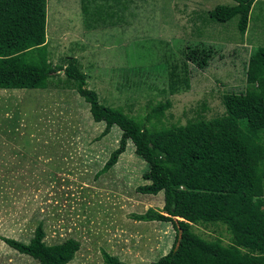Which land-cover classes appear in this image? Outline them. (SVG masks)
I'll list each match as a JSON object with an SVG mask.
<instances>
[{
	"label": "rangeland",
	"instance_id": "rangeland-1",
	"mask_svg": "<svg viewBox=\"0 0 264 264\" xmlns=\"http://www.w3.org/2000/svg\"><path fill=\"white\" fill-rule=\"evenodd\" d=\"M237 1L47 0L45 41L56 69L54 82L66 83L62 71L75 60L101 104L122 109L149 129L221 117L226 96L253 86L246 74L249 56L264 47V0L252 5L244 35L237 30V17L225 23L208 17L216 6ZM199 44L214 52L205 69L185 57L189 46ZM56 89L0 92V121L11 113L22 116L10 174L0 145V175H6L0 177V238L27 244L41 225L47 245L68 239L79 243L69 264H103V252L129 264L157 261L169 252L176 233L170 222L132 218L164 206L162 192L137 191L148 184L142 178L146 164L128 142L117 163L100 174L118 147L119 129L101 136L104 124L92 120L77 92ZM168 101L158 119L153 109ZM26 133L32 149L22 144ZM192 231L207 241L230 244L221 223L195 224ZM0 264L38 263L0 239Z\"/></svg>",
	"mask_w": 264,
	"mask_h": 264
},
{
	"label": "trees",
	"instance_id": "trees-1",
	"mask_svg": "<svg viewBox=\"0 0 264 264\" xmlns=\"http://www.w3.org/2000/svg\"><path fill=\"white\" fill-rule=\"evenodd\" d=\"M255 1L218 5L208 17L217 23L237 17V30L244 35ZM46 8L47 0H0V89L60 86L75 90L89 106L92 120L104 124L101 136L113 127L120 131L118 147L100 174L117 163L128 142L133 144L135 155L146 164L142 178L148 182L137 191L152 196L162 192L164 206L161 211L150 208L132 218L138 222H170L176 233L169 252L151 264H264V47L249 56L246 74L253 86L225 97V115L149 129L122 109L101 104L97 93L87 87L75 60L62 71L66 83L54 82L56 69L45 41ZM185 57L205 69L214 52L199 44L189 46ZM169 89L175 91L173 84ZM169 105V101L160 104L152 113L160 119ZM149 118L150 114L146 122ZM16 121L19 119L12 122ZM209 223L226 226L229 245L207 241L192 231V225ZM44 237L38 225L27 244L0 239L38 264H69L74 259L79 249L77 241L47 245ZM103 264L129 263L103 252Z\"/></svg>",
	"mask_w": 264,
	"mask_h": 264
},
{
	"label": "crops",
	"instance_id": "crops-1",
	"mask_svg": "<svg viewBox=\"0 0 264 264\" xmlns=\"http://www.w3.org/2000/svg\"><path fill=\"white\" fill-rule=\"evenodd\" d=\"M23 90H26V89H9V90L0 89V92H7L8 95H9V93H11V92L12 93L13 92H20V91H23ZM40 90L49 91V90H57V89H40ZM7 110L11 112V109L8 108V107H7ZM14 111H17V110H14ZM21 117L22 116L20 114V115L17 116V118H15L14 113H11V115H8V116L4 117L3 120L0 121L1 124H2V125H0V135H1L0 136V145L3 146V148H5V149L2 150V151H4L5 154H4V156L1 155V157H2L1 161L3 163L4 169L9 170L6 174H10L11 170H15V168H11L10 169V167H9L10 163L12 161V157H11V153L10 152L12 151L11 150L12 149V144L18 140L16 135H17V132H19V129L21 127V123H22V118ZM14 119H19V121L12 122ZM3 125H4V129L2 127ZM26 135H27V133H26ZM25 136L22 137V144H24L25 146H30L31 147L33 142L32 141H30V142L28 141L29 143L28 142L25 143V141L23 139ZM30 138L33 139V140H37L34 136L33 137L30 136ZM32 148L33 147H31V149ZM31 149L29 150V152H32ZM35 150L36 149H34V151ZM7 158H8V160H7ZM24 159L26 160L27 164H29L31 159H28L27 157H24ZM34 164H35V166L39 165V163L37 164V162H34ZM36 169H37V167H34V169H32V170H34L36 172ZM16 170H17V174L19 175L20 174V173H18L19 167L16 168ZM31 173L32 172H30V174ZM23 174H29V171H28V173H23ZM2 175H4V174H2ZM4 176H6V175H4ZM8 238H10V237H8Z\"/></svg>",
	"mask_w": 264,
	"mask_h": 264
}]
</instances>
